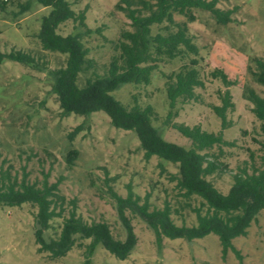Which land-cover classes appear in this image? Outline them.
Returning <instances> with one entry per match:
<instances>
[{
    "label": "rangeland",
    "instance_id": "1",
    "mask_svg": "<svg viewBox=\"0 0 264 264\" xmlns=\"http://www.w3.org/2000/svg\"><path fill=\"white\" fill-rule=\"evenodd\" d=\"M25 1L28 0H0V55H3L0 60V180L10 177L11 182L19 183L25 179L36 186L57 183L58 194L65 199L63 216L74 201L77 216L87 223H107L112 236L119 240H124L125 234L113 200L107 194L108 187L125 197L130 186L141 200L148 195L150 210L161 209L168 203L175 225H196L192 210L200 208L201 200L181 196L176 182L169 176L176 174V166L164 163L165 171L161 172L156 157L144 158L134 133L116 129L103 112L88 116L61 113L58 98L52 91V73L64 68L66 55L43 50L37 37L40 20L49 8L33 4L27 12L19 10ZM119 1L69 0L75 12L86 11L85 24L91 31L82 38V43L88 49L87 59L92 61L93 69L78 76L80 87L92 70L98 74L106 72L120 32L131 30L130 20L116 8ZM216 8L230 9L232 22L217 24L208 11L192 9L194 21L187 23L199 51L196 60L204 84L195 89L196 102L177 103L169 124L164 125L169 111L164 77L176 72L186 59L162 61L148 85L127 84L112 95L127 108L150 105L156 113L152 125L162 137L187 148L189 141L170 126L199 125L208 133H218L220 121L210 107L220 105L218 93L227 89L234 111L226 116L231 126L223 131V138L235 142V147L215 146L207 152L223 169L207 180L226 193L232 182L230 175L245 163H254L264 170V133L245 100L247 89L264 96V86L255 83L250 74L255 71V59L264 62V0H220ZM174 19L186 21L179 15H174ZM152 30L157 32L155 27ZM72 31L71 22L58 29L63 36ZM16 51L33 57L36 68L4 58ZM214 69L222 70L235 85L225 88L218 79H212L210 73ZM70 151L75 152L71 166L67 163ZM200 210L203 213L205 208ZM36 211L29 203L0 206V264H82V246L74 245L59 259L47 252H38L34 233ZM125 214L137 239L128 258L118 260L99 246L91 264H264L262 210L246 229V235L232 241L241 261L231 251L223 257L219 240L212 234L192 242L163 238L158 248L147 224L129 211ZM61 223L62 218H53L50 228L43 233L44 240L58 236Z\"/></svg>",
    "mask_w": 264,
    "mask_h": 264
},
{
    "label": "trees",
    "instance_id": "2",
    "mask_svg": "<svg viewBox=\"0 0 264 264\" xmlns=\"http://www.w3.org/2000/svg\"><path fill=\"white\" fill-rule=\"evenodd\" d=\"M220 0H120L116 4L118 11L125 13L131 30H122L114 45V54L110 57L106 72L98 74L92 70L83 86L77 83L78 76L93 69L92 61L87 59L88 49L82 38L91 34L85 24L86 11L75 12L69 0H28L19 5V10L29 11L33 4L49 8L46 16L40 20L37 39L44 51L59 52L66 55L64 68L52 73V91L57 96L62 114L88 116L93 112H103L116 129L132 131L139 141L146 160L156 157L158 167L165 171L164 163L177 167L176 174H169L171 181L181 196L190 200L192 197L201 200L200 208L192 211L196 217V225L177 226L171 219L168 203L161 209L150 210L148 195L141 200L132 193L128 186L126 196L117 195L111 187L107 194L113 200L117 217L122 224L125 238L115 239L105 222H84L76 215L75 202L66 216H63L65 199L58 194V184L42 186L28 183L22 179L11 182L10 177L0 180V206H19L29 203L36 207L35 237L38 252H47L52 258H63L75 246H82L84 261L91 264L92 256L97 247H102L118 260L128 258L137 243L131 227V221L125 212L129 211L138 217L154 235L155 245L160 248L163 238L168 240L184 239L192 242L210 234L215 235L220 243L223 257L231 251L241 261L239 252L233 247L232 241L244 237L246 229L259 211L264 212V170L254 163H245L238 172L232 173L231 186L226 193L220 192L207 180L208 177L223 169L212 154H208L215 146L235 147V142L223 138V131L230 128L227 121L228 113L234 111L231 94L226 89L218 93L220 105L210 108L220 121V131L208 133L199 125L193 127L172 124L171 129L187 139L190 145L186 148L166 141L161 132L152 124L156 121V113L150 105L143 108L132 105L125 107L118 102L113 92L127 84L148 85L153 73L162 61L187 60L180 68L165 75L164 89L169 107L164 125L169 124L177 103L196 102L195 89L203 87L198 70V48L189 32L188 24L194 21L192 9L208 11L217 24L231 23L232 11L216 8ZM174 15L186 18L177 22ZM71 22L73 31L65 36L58 32L61 25ZM157 28L153 32L152 28ZM3 55H0V60ZM4 58L36 68L33 57L16 51ZM255 71H250L253 81L264 86V62L255 59ZM212 79H218L225 88L235 85L220 69L210 73ZM245 100L251 105L250 112L260 123L264 133V96L253 89H247ZM74 151L67 156L68 165H72ZM214 158V159H211ZM62 218L58 236L44 240L43 233L50 228L53 218ZM89 240L87 244L83 241Z\"/></svg>",
    "mask_w": 264,
    "mask_h": 264
}]
</instances>
